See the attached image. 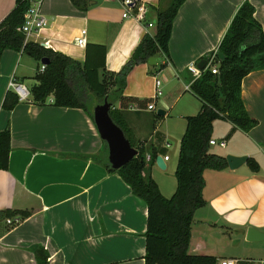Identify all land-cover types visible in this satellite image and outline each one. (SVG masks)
<instances>
[{
	"label": "crops",
	"instance_id": "crops-1",
	"mask_svg": "<svg viewBox=\"0 0 264 264\" xmlns=\"http://www.w3.org/2000/svg\"><path fill=\"white\" fill-rule=\"evenodd\" d=\"M139 1L147 6L154 24L158 12L172 2ZM249 1L264 30V0ZM92 2L82 10L72 0H43L47 25L31 40L80 63L86 60L88 46L105 45L106 69L119 72L147 34L145 26L124 18L117 0ZM243 2L186 0L174 20L167 66L142 63L129 73L124 96L154 99L156 80L162 81L163 94L154 100L157 110L166 111L161 119L147 105L134 110L121 107L120 101L114 104L135 141L145 143L144 174L155 179L165 197L177 188L175 171L186 117L201 108L199 98L187 89L194 80L188 65L199 66L203 57L217 50ZM14 6L15 0H0V22ZM148 30L153 35L156 26ZM40 64L23 50L6 49L0 55V131L10 130L12 146L9 168L0 169V211L31 212L16 226L0 219V264H38L37 247L48 252L49 264H145L147 205L118 173L85 158L96 155L103 160L108 151L94 119L82 108L55 106L51 98L44 105L30 97L13 109L3 107L10 79L23 84L32 80L31 88L38 83ZM165 87L168 94H176L178 103L164 97ZM242 98L257 125L245 132L230 121L216 120L212 139L217 144L211 150L253 157L260 168L252 170L247 161L237 169L205 171L207 203L195 212L189 251L219 260L232 258L236 264H264V240H247L250 227L264 232V68L244 77ZM221 141L225 144L218 147ZM152 150L157 156H169L165 169L148 159Z\"/></svg>",
	"mask_w": 264,
	"mask_h": 264
},
{
	"label": "trees",
	"instance_id": "trees-1",
	"mask_svg": "<svg viewBox=\"0 0 264 264\" xmlns=\"http://www.w3.org/2000/svg\"><path fill=\"white\" fill-rule=\"evenodd\" d=\"M72 2L82 10H87L93 4L92 0ZM185 2L186 0H172L167 9L158 12L155 19L156 32L144 35L119 72L106 69L107 49L102 44L88 46L86 60L80 63L35 41L24 43L25 35L18 28L24 24L31 0H15L14 8L0 22V55L6 49H13L23 50L39 62L43 58H49L45 70L36 75L38 83L30 88L34 103L44 105L52 97L53 105L82 108L93 118L95 105L103 103L105 99L112 102V119L124 130L131 145L139 153L119 169L112 168L108 151L103 160L96 155H86L85 158L98 160L110 172L118 173L130 185L133 194L146 203L148 217L145 264H218L219 259L214 255L189 251L192 229L196 224L195 212L207 203L204 197L205 171L228 168L226 156L211 150L214 122L230 121L245 132L258 123L246 110L242 98V82L250 72L264 68V30L255 16V6L249 0H244L217 48L218 72L213 73L208 67L212 51L199 61H204L205 66L201 76L191 83L190 91L201 101V108L196 115L186 117L187 126L181 139L175 171L176 191L171 197H165L155 179L151 175L145 176V143L135 141L123 113L114 104L120 101L121 107L128 108L133 103L143 107L154 101L152 98L124 96L127 77L136 65L148 63L152 56L162 57L160 68L167 66L174 20ZM18 102V96L10 90L3 107L10 110ZM154 116L162 118L157 113ZM11 149L10 130L0 131V169L9 168ZM156 158L157 153L152 150L150 161L155 163ZM248 164L254 171L260 168L253 157L249 158ZM30 215L31 212L26 210L0 211V219L15 216L24 219ZM34 252L38 264H49L47 251L37 247Z\"/></svg>",
	"mask_w": 264,
	"mask_h": 264
},
{
	"label": "built area",
	"instance_id": "built-area-1",
	"mask_svg": "<svg viewBox=\"0 0 264 264\" xmlns=\"http://www.w3.org/2000/svg\"><path fill=\"white\" fill-rule=\"evenodd\" d=\"M120 2L123 8V17L128 18L132 17L144 24L146 32L149 33V28L154 26V22L148 17V8L147 6L139 1V0H117ZM43 0H31V6L25 14V21L22 26L18 28L20 32L25 35L24 43L31 41V39L39 34V32L47 25L46 18L41 11V5ZM86 33V30L83 31ZM83 38H80L78 42L80 44L83 43ZM217 50H214L212 55L210 56V60L208 63V67L212 70L213 73L218 72V65L216 61ZM46 64L41 62L39 72H43L45 70ZM189 71L193 74V78H198L202 74V68H200L195 62L188 65ZM8 87L16 93L19 101H26L31 97L30 88L18 81L15 77H12L9 81ZM191 85L187 86V89H190ZM163 94L162 89V81L160 79L156 80V89L154 94V100L158 99ZM51 102H53V98L50 97ZM49 98V99H50ZM129 108L134 110H139L142 107L139 104L133 103L130 104ZM149 110H157L155 106V102H150L146 106ZM217 144V141L214 139L210 140V145ZM219 144L224 145L225 142L221 141ZM169 145V144H168ZM150 159V156H148ZM165 160L169 159V156L164 157ZM22 221L20 216H15L12 218H6V222L9 226H16ZM218 264H236V260L232 258L219 260Z\"/></svg>",
	"mask_w": 264,
	"mask_h": 264
},
{
	"label": "water",
	"instance_id": "water-1",
	"mask_svg": "<svg viewBox=\"0 0 264 264\" xmlns=\"http://www.w3.org/2000/svg\"><path fill=\"white\" fill-rule=\"evenodd\" d=\"M43 64L49 63V58L41 60ZM162 62L160 56H152L148 60V64L155 66ZM205 62L199 63V67L203 68ZM113 107L112 102L105 99L103 103L94 106L93 119L98 132L108 146V160L113 169H119L126 165L133 157L138 155L139 151L131 145L130 140L126 137L124 130L112 119L110 111ZM159 116H164L166 111L162 108L157 110ZM228 166L231 169H237L249 160V156H236L233 154L226 155ZM156 164L162 168H166V163L162 155L156 158ZM247 240L263 241L264 232L256 228L250 227L247 231Z\"/></svg>",
	"mask_w": 264,
	"mask_h": 264
},
{
	"label": "rangeland",
	"instance_id": "rangeland-1",
	"mask_svg": "<svg viewBox=\"0 0 264 264\" xmlns=\"http://www.w3.org/2000/svg\"><path fill=\"white\" fill-rule=\"evenodd\" d=\"M40 68V67H39ZM39 70V69H38ZM31 83H32V80H29V81H26V85L29 87L30 85H31ZM169 88V87H168ZM168 88H166L165 87V90H164V97H166V98H169V100L171 101L170 103H173V105L177 102V98H176V94H168L167 93V90H168ZM185 90V89H184ZM184 90L181 92V94L184 92ZM188 93V92H187ZM181 99V98H180ZM153 102V101H152ZM155 102V101H154ZM178 102H179V100H178ZM177 102V103H178ZM160 107V106H159ZM161 108V107H160ZM141 114H143V113H141ZM213 133V132H212ZM214 139V138H213ZM215 139H217V138H215ZM219 141V140H218ZM220 146V144L218 145V147ZM145 175H147V172L145 173Z\"/></svg>",
	"mask_w": 264,
	"mask_h": 264
}]
</instances>
